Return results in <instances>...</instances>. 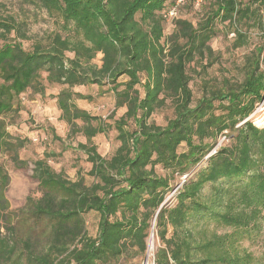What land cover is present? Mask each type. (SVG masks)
<instances>
[{"label":"trees","instance_id":"obj_1","mask_svg":"<svg viewBox=\"0 0 264 264\" xmlns=\"http://www.w3.org/2000/svg\"><path fill=\"white\" fill-rule=\"evenodd\" d=\"M177 2L39 0L43 8L60 12L80 39L55 36L47 48L26 51L15 41L0 49V115L37 88L41 73L48 84L66 86L57 106L70 126L83 122L86 143L78 148L96 180L90 188L71 183L52 169L46 155L32 167L39 196H28L12 211L5 196L9 178L0 166V264H123L145 254L152 228L160 243L155 264H246L224 246L223 239L232 243L234 234L207 239L197 229L213 221L249 229L264 209V124L252 121L264 99L263 47L245 57L241 81L219 80L208 73L220 59L209 43L216 21L231 29L248 26L256 14L260 23L264 0H207L196 23L179 16L193 8L189 0L177 6L175 18H166ZM1 29L25 39L21 25L0 22ZM231 33L232 49L246 45L243 33ZM67 52L73 57L67 59ZM97 53L103 60L96 70L90 62ZM83 64H89L90 75ZM189 70L197 73V83ZM104 80L116 109L125 108L113 123L119 146L108 159L92 139L112 126L92 127L98 119L71 103L73 95L87 97L69 91L102 87ZM167 108L170 115L158 123L154 115ZM5 137L0 121V148L14 150ZM11 161L27 165L15 151ZM193 168L198 170L192 175ZM185 175L175 205L168 207L174 177ZM92 212L99 217L94 238L85 222Z\"/></svg>","mask_w":264,"mask_h":264},{"label":"rangeland","instance_id":"obj_2","mask_svg":"<svg viewBox=\"0 0 264 264\" xmlns=\"http://www.w3.org/2000/svg\"><path fill=\"white\" fill-rule=\"evenodd\" d=\"M206 2L207 0H204L200 7L193 5L194 9H184L179 16L181 19L188 18L193 23L201 21L203 12L199 10ZM258 20V15L254 14L250 17L248 26L237 24L231 29L227 23L216 21V36L209 45L216 54L220 55V59L218 63L208 68V73L211 76H217L219 80L228 77L241 81V67L245 57L258 47H263L264 53V18L260 23ZM0 22L7 25H12V23L16 26L21 25L22 33L25 34V39L15 40L13 35L7 36L6 32L1 29L0 49L15 41L20 43L24 50L31 51L35 46L47 48L55 36L70 40L80 39L74 33L72 26H67L64 23L60 12L52 8L50 10L43 8L39 0H0ZM234 29L239 30L246 37V45L238 49L231 48V43L234 40V34L231 32ZM6 36L7 38H5ZM65 55L67 59L73 57V54L69 52ZM102 60V54L97 53L90 65L97 70L100 68ZM203 63L206 61L204 60ZM88 65L83 64V67L84 70L86 69L84 72L90 75L87 71ZM261 68L264 70V55ZM197 71H199V67ZM188 73L193 79V84L199 81L197 73L192 70H189ZM36 82L37 88H30L14 100L11 112L0 115V121L4 123L7 133L5 141L14 145V150L4 144L0 148V166L9 178L5 196L12 211L21 209L28 196L33 198L39 196L37 183L32 176V167L34 161L42 159L46 155L52 169L61 173L71 183L90 188L96 182L93 177L88 175L91 165L87 162V156L78 148L79 143H86V138L81 131L85 127L83 122L76 121L75 127L70 126L57 106V96L62 89H66V86L48 84L45 73H41ZM106 83H108L107 80H104L102 87L96 85L74 86L69 91L87 97L80 99L73 95L71 103L79 110L85 111L90 117L98 119L99 123L92 122V127L97 125L112 126L105 133L98 134L92 139L97 152L108 159L119 146L113 123L119 119L125 108L116 109L115 94L110 91ZM169 111L170 109L167 108L157 112L154 115L155 120L158 123L164 122L165 117L170 115ZM255 113L252 121L257 127H262L264 124V99L257 106ZM258 118H262V122L256 124ZM223 142L222 137L218 146ZM12 151H15L21 163L24 162L27 165L16 166L11 161ZM197 170V168H193L191 174L193 175ZM184 181H186V175L174 177L172 190L165 199L168 207L175 205V192ZM98 218V215L93 212L85 216L86 230L90 237H96ZM197 230L202 237L206 236L207 239H211L213 235L226 237L229 234H234L232 243H230V239H223L229 254L237 255L240 257L239 259L245 258L246 264H264V209L261 210V215L257 216L255 225L249 229L225 226L213 221L202 224ZM150 239L153 246L151 250H149ZM146 244V252L143 256L123 264H155V253L160 247L155 229L150 230Z\"/></svg>","mask_w":264,"mask_h":264},{"label":"built area","instance_id":"obj_3","mask_svg":"<svg viewBox=\"0 0 264 264\" xmlns=\"http://www.w3.org/2000/svg\"><path fill=\"white\" fill-rule=\"evenodd\" d=\"M184 1H186V0H178L175 7L168 11V13L166 14V18L168 20H171L177 16V6ZM189 1H191L195 7H200L202 5V3L204 2V0H189Z\"/></svg>","mask_w":264,"mask_h":264},{"label":"bare ground","instance_id":"obj_4","mask_svg":"<svg viewBox=\"0 0 264 264\" xmlns=\"http://www.w3.org/2000/svg\"><path fill=\"white\" fill-rule=\"evenodd\" d=\"M151 247H153V246H152V240L150 239L149 240V250H151Z\"/></svg>","mask_w":264,"mask_h":264}]
</instances>
